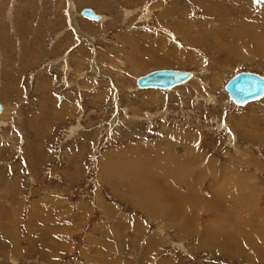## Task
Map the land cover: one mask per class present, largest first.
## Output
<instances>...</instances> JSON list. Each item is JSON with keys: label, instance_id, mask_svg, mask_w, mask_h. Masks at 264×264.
Here are the masks:
<instances>
[{"label": "rangeland", "instance_id": "obj_1", "mask_svg": "<svg viewBox=\"0 0 264 264\" xmlns=\"http://www.w3.org/2000/svg\"><path fill=\"white\" fill-rule=\"evenodd\" d=\"M164 68L194 78L138 88ZM243 71L264 76V0H0V264H264Z\"/></svg>", "mask_w": 264, "mask_h": 264}, {"label": "water", "instance_id": "obj_2", "mask_svg": "<svg viewBox=\"0 0 264 264\" xmlns=\"http://www.w3.org/2000/svg\"><path fill=\"white\" fill-rule=\"evenodd\" d=\"M81 14L87 18L101 19V15L89 7L83 9ZM192 77L190 70L156 69L139 76L137 84L139 88L170 89L175 85L187 82ZM225 89L232 101L242 105L264 95V76L250 71L239 72L229 79ZM2 109L3 105L0 102V112Z\"/></svg>", "mask_w": 264, "mask_h": 264}, {"label": "bare ground", "instance_id": "obj_3", "mask_svg": "<svg viewBox=\"0 0 264 264\" xmlns=\"http://www.w3.org/2000/svg\"><path fill=\"white\" fill-rule=\"evenodd\" d=\"M83 8H84V7H83ZM83 8H81L80 11H81ZM95 11H96V10H95ZM96 12H97V11H96ZM80 13H81V12H80ZM99 14H100V13H99ZM100 15H101V19L104 20L103 18H105V16H103L102 14H100ZM86 18H87V17H86ZM88 19H91V18H88ZM91 20H93V21H94V20H95V21H100V19H99V20L91 19ZM192 76H193V77H192L191 79L194 78V72H192ZM138 78H139V77H137L136 80H138ZM191 79H190V80H191ZM190 80H188V81H190ZM188 81H187V82H188ZM187 82H185V83H187ZM185 83H181V84H178V85H182V84H185ZM178 85H176V86H178ZM147 89H148L147 91H149V90H153V89H163V88H159V87H150V88H147ZM171 89H172V88H171ZM139 90H140V89H139ZM163 90H164V89H163ZM166 90H168V89H166ZM229 97H230V96H229ZM230 100H231V99H230ZM231 102H233V104H235V105H238L237 103H235V102L232 101V100H231ZM2 105H3V104H2ZM3 111H4V110H3ZM0 113H2V111H1ZM203 157H204V156H203ZM204 158H205V157H204ZM214 198H215V197H214ZM232 203H233V202H232ZM232 203H231V205H233ZM242 208H243V207H242ZM237 211H238V210H237ZM238 214H239V213H238ZM261 214H262V215H261ZM263 214H264V213H262V211H258V215H257V216L259 217V216L261 215V217H264ZM240 216H241V215H240ZM247 216H248V215H247ZM258 219H259V218H258ZM249 220H250V219H249ZM256 221H257V220H256ZM260 221H261V220H260ZM261 222H262V221H261ZM258 223H259V222H258ZM258 225H259V228H260V227H263L262 223H259ZM262 231H263V230H261V233H262ZM259 235H261V234H259ZM249 238H250V237H245V238H244V244L248 245V242H250V243L252 242V241L249 240ZM256 238H257V237H256ZM258 238H259V237H258ZM259 240H260V239H259ZM231 243H232V242H231ZM232 246H233V245H232ZM250 246H251V245H250ZM238 249L240 250V247H238ZM236 250H237V249H236ZM240 252H241V251H240ZM242 254H244V253H242ZM241 256H242V255H241ZM242 257H243V256H242ZM244 257L247 258L246 251H245Z\"/></svg>", "mask_w": 264, "mask_h": 264}, {"label": "snow or ice", "instance_id": "obj_4", "mask_svg": "<svg viewBox=\"0 0 264 264\" xmlns=\"http://www.w3.org/2000/svg\"><path fill=\"white\" fill-rule=\"evenodd\" d=\"M255 2H256V3H261V2H262V0H255Z\"/></svg>", "mask_w": 264, "mask_h": 264}, {"label": "crops", "instance_id": "obj_5", "mask_svg": "<svg viewBox=\"0 0 264 264\" xmlns=\"http://www.w3.org/2000/svg\"><path fill=\"white\" fill-rule=\"evenodd\" d=\"M90 7H91V6H90ZM84 8H85V7H84ZM91 8H93V7H91ZM93 9H94V8H93ZM81 11H82V10H81ZM81 11H80V12H81ZM96 11H97V10H96Z\"/></svg>", "mask_w": 264, "mask_h": 264}]
</instances>
